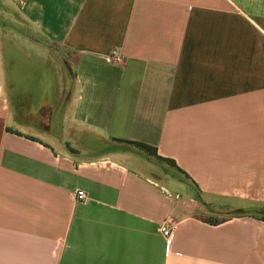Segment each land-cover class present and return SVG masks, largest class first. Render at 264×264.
<instances>
[{
  "label": "crops",
  "instance_id": "obj_1",
  "mask_svg": "<svg viewBox=\"0 0 264 264\" xmlns=\"http://www.w3.org/2000/svg\"><path fill=\"white\" fill-rule=\"evenodd\" d=\"M0 264H264V0H0Z\"/></svg>",
  "mask_w": 264,
  "mask_h": 264
},
{
  "label": "built area",
  "instance_id": "obj_2",
  "mask_svg": "<svg viewBox=\"0 0 264 264\" xmlns=\"http://www.w3.org/2000/svg\"><path fill=\"white\" fill-rule=\"evenodd\" d=\"M122 60V57L116 52H112L108 57H107V61L111 62V63H120ZM76 200L77 201H84L85 200V194L83 191H78L76 193ZM174 228H169V227H163L161 229L162 235L166 238V239H170L172 234H173Z\"/></svg>",
  "mask_w": 264,
  "mask_h": 264
},
{
  "label": "trees",
  "instance_id": "obj_3",
  "mask_svg": "<svg viewBox=\"0 0 264 264\" xmlns=\"http://www.w3.org/2000/svg\"><path fill=\"white\" fill-rule=\"evenodd\" d=\"M119 143H124V144H126L128 146H132V147H135V148L140 149L142 151H145L148 156L154 157L156 160L164 162V163H167V164H170L171 166L174 167V162L173 161L162 159V158L156 156L155 149L151 148L148 145H145V144H142V143H137V142H121V141H119Z\"/></svg>",
  "mask_w": 264,
  "mask_h": 264
},
{
  "label": "rangeland",
  "instance_id": "obj_4",
  "mask_svg": "<svg viewBox=\"0 0 264 264\" xmlns=\"http://www.w3.org/2000/svg\"><path fill=\"white\" fill-rule=\"evenodd\" d=\"M47 71H48V70H45V73H47ZM48 73L51 74V71H48ZM56 73H57V72H56ZM127 146H128V145H127ZM128 147L131 148L132 150L141 151V152H143L144 154L147 155V153H146L145 151H142V150L137 149V148L132 147V146H128ZM95 152H96V151H95ZM163 164L165 165L166 168H170V169H172V170L174 171V168H172L170 164H167V163H166V164L163 163ZM223 217H224V216H222V218H223Z\"/></svg>",
  "mask_w": 264,
  "mask_h": 264
}]
</instances>
